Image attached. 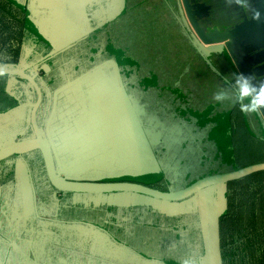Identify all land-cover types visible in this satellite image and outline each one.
<instances>
[{
    "label": "rangeland",
    "instance_id": "obj_1",
    "mask_svg": "<svg viewBox=\"0 0 264 264\" xmlns=\"http://www.w3.org/2000/svg\"><path fill=\"white\" fill-rule=\"evenodd\" d=\"M262 11L264 0H125V11L118 19L88 33L48 66L53 70L61 66L77 69L74 73L79 75L84 71L81 69L92 70L104 59L113 61L141 126L153 144L162 177L157 187L176 192L203 178L236 170L228 123L233 110L242 104L235 95L234 76L238 72L225 50L224 40L207 44L202 37L226 36ZM53 77L58 81L55 86H61L58 74ZM258 77L264 78L262 74ZM99 78L102 82L91 96L86 94V87L96 81L95 78L85 82L84 87L79 84L72 88L74 93L81 88L85 90L80 99L89 107L94 104V95L100 94L102 99L107 97L108 79ZM220 92H224L226 98L217 101L214 96ZM73 111L82 112L80 108ZM175 114L182 117L183 126L181 123V126L173 125ZM243 116L246 130L255 139L264 141L261 115ZM95 123L92 116H76L67 127L71 132L77 130V138L84 137L89 124L95 126ZM29 138L31 136L24 137ZM258 152L252 149L250 155ZM21 154L25 157L21 181L29 182L27 176L31 179L30 184L25 182L28 185V218L34 223V227L29 228V250L34 254L30 253L31 261L46 264H222L216 237L209 236L207 228L205 232L197 228V222L202 223L200 219L197 221L195 214L206 215L204 224L209 227L208 215L214 214L212 220L215 221L216 216L225 211L224 202H214L199 212L176 206L174 214L182 215L163 219L159 215H165L167 206L152 199L131 194L68 193L70 196L54 189L46 175L43 176L47 182L40 184L33 166L34 153ZM5 164L14 166L16 161L10 159ZM16 169L9 168L5 181L13 179L14 175V180L19 181ZM73 169L76 175L89 178L130 177L143 182L150 176V172L140 169L135 160L111 155L103 157L100 164L97 160L87 163L81 160ZM37 190L43 191L48 201L36 205ZM54 194L61 198L56 199ZM225 195L226 192L224 198ZM52 196L54 208H61L60 215L43 211ZM213 197L215 199L216 195ZM69 202L72 208L63 217ZM130 208L133 210H128ZM106 213H110L109 217ZM93 214L94 218L90 219ZM53 215L54 220H47ZM121 215L129 220L123 218L120 222L123 236L119 239L117 231H112L111 227L113 219ZM89 219L91 224L86 221ZM133 241H137L138 246L133 245Z\"/></svg>",
    "mask_w": 264,
    "mask_h": 264
},
{
    "label": "water",
    "instance_id": "obj_2",
    "mask_svg": "<svg viewBox=\"0 0 264 264\" xmlns=\"http://www.w3.org/2000/svg\"><path fill=\"white\" fill-rule=\"evenodd\" d=\"M204 43L209 44L210 42H216L221 39L224 40V47L232 63L234 64L238 74L243 73L246 76L252 75L249 65H255V62L264 61V11L256 14L249 21L242 23L237 26L226 36H214L213 38L202 37ZM231 38V40H230ZM216 40V41H214ZM217 51H221V48H217ZM215 52V51H214ZM256 53L255 58L259 60L248 59L249 54ZM108 67L112 70L113 78L108 80L109 86L106 91L107 97L109 95V102L112 104L111 111L112 117L114 115V124L110 125L107 130L109 134H106V139H109L111 147L108 149L107 146L105 150L101 146H93L87 139L76 137V133L69 134V140L65 143H70L69 145L62 146L64 150L74 152V150L79 148V152L76 157H82L83 162H89L97 160L100 164L101 159L108 155L111 156H121L127 159L135 160L140 169L148 172H158V166L155 163L153 157V149L151 139L146 135L145 131L142 129L141 123L139 121L138 115L136 114L130 98L121 83L119 76V71L116 64L113 61H108L107 63L102 62L100 65H96L90 73L84 78V82L80 85L84 87V83L95 78L96 81L90 83L86 87V94L89 93L90 96L93 94L94 89L99 86L102 82L99 78V71L101 69ZM10 70L2 69L0 70V76H13L26 81L36 92L37 99L33 106L31 112V128L33 131L34 138L22 140L19 142L12 143L11 145L0 149V161L11 155L26 151L28 149H37L41 152L45 169L47 173L48 180L51 185L61 192L67 193H78V194H131L137 195L142 198L152 199L158 201L168 209L164 216H176L180 214H174V209L176 206H186L185 209L200 211L206 206H212L214 202H224V193L226 192V184L238 181L240 179L246 178L250 175L264 172V163H259L251 165L239 170L231 171L228 173H223L219 175H214L210 177L203 178L183 188L182 190L176 192H160L149 187L128 182H110V183H97L105 179V177L89 178L81 175H76V171L73 169L77 164L74 161V157L64 158L62 161H56L55 156L52 153L51 146L42 138L40 131L38 130L36 124V112L41 104V92L37 86L36 81L33 77L25 74L21 70L12 69L13 66H7ZM253 76V75H252ZM253 85H256L255 80L252 81ZM79 98L82 96L79 92ZM102 99L100 94L93 96V101L96 99H101V101L108 100V98ZM80 102L83 100L80 99ZM87 104V103H86ZM86 109V113H82V116H92L95 119L94 110ZM264 113V108L261 109ZM81 113L78 115L80 116ZM261 115V114H260ZM84 116V117H85ZM264 121V115H261ZM183 126L184 124L181 123ZM90 129H94L93 125H90ZM84 144V146H83ZM69 146V149H68ZM119 147V148H118ZM114 148V149H113ZM108 149V150H107ZM95 152L93 156L92 153ZM58 167V170L55 168ZM64 170L61 171V169ZM63 175V177L61 176ZM213 190H217L216 198L209 194ZM198 197L201 198L199 202ZM181 209V208H180ZM177 212V211H175ZM178 213V212H177ZM182 215V214H181ZM199 216L200 222L202 223L199 227L201 232H205V229H209V236L216 237L217 241V220L219 216H216L215 221L212 220L214 214H209L208 218L211 219V224L209 227L205 226L204 218L206 215L197 214ZM221 216V215H220ZM215 231V232H214ZM204 246L206 245L203 242ZM218 245V243H217ZM205 249V248H204Z\"/></svg>",
    "mask_w": 264,
    "mask_h": 264
},
{
    "label": "crops",
    "instance_id": "obj_3",
    "mask_svg": "<svg viewBox=\"0 0 264 264\" xmlns=\"http://www.w3.org/2000/svg\"><path fill=\"white\" fill-rule=\"evenodd\" d=\"M13 3L20 11L24 17L23 32L20 29L19 24H15L13 34V50L11 48L5 49L3 53H0V60H10L15 58L14 48L19 49L18 59L12 67V69L21 70L25 74L33 77L36 82L40 85L43 93L42 102L39 106L37 113V123L40 130L42 138L51 146L52 153L55 156L56 161H62L64 158L76 157L79 148L74 153L64 150L62 146L66 145V141L69 140L71 132L68 129V124L73 118L78 116L73 109L80 108L86 113V109H89L88 104L85 102H80L79 92H72V88L75 85L83 83L87 73L93 70L84 69L79 75L70 76V70L72 68H67L66 77L58 85V81L55 77V73L59 76V71L62 68L53 70L48 66L50 62L56 58V56L67 52L72 48V46L83 39L88 33L102 28L108 25L109 21L112 19H118L125 11V0H9ZM116 17V18H115ZM6 23L4 24V26ZM8 23L6 25L9 26ZM9 39V38H8ZM76 47V45H75ZM13 54V56L11 55ZM17 57V56H16ZM258 58V57H257ZM255 58L256 60H259ZM107 63L108 59H104ZM102 63V62H101ZM262 62H255V66H262L260 68H255L250 70L252 73L256 84L259 81H264V78H259V75L264 76ZM100 64H97V66ZM107 67L101 69L98 76H103L108 80L113 78L112 70ZM251 67L254 65H250ZM249 67V66H248ZM6 65L0 63V70H10L7 69ZM256 71V73H254ZM65 72V71H64ZM5 78H0V94L2 95V100H0V123L4 126L9 124L14 128V132L10 135V139H14L17 136H25L28 132V127L30 123L31 112L35 104V100L29 92V87H27L23 80L11 76H3ZM73 78V79H72ZM259 81H257L258 79ZM73 80V81H72ZM16 85L20 86L24 90L25 100H20L11 94V90ZM85 90L81 88V95ZM8 97L7 103H5V97ZM10 97V100H9ZM14 97V98H13ZM108 100L101 101V99H96L94 102V110H101L103 103H107ZM14 100L15 103L12 102ZM10 101L12 104H10ZM4 106L1 107L3 105ZM92 109V110H93ZM88 115H91L89 111ZM99 115L100 113H97ZM85 116V115H84ZM19 118V120H14ZM94 134V129L90 131ZM80 135L81 142L86 137ZM69 149V146H68ZM42 164L45 168L44 159L40 153ZM77 164V161H75ZM58 170V167L55 165ZM65 167L61 169L64 170ZM63 177V175L61 174ZM211 195H216L217 190L208 192ZM201 200L198 197L197 202ZM163 219H170L171 217H166L164 215H159ZM197 221H199V216L195 214ZM199 229V223L196 224Z\"/></svg>",
    "mask_w": 264,
    "mask_h": 264
},
{
    "label": "trees",
    "instance_id": "obj_4",
    "mask_svg": "<svg viewBox=\"0 0 264 264\" xmlns=\"http://www.w3.org/2000/svg\"><path fill=\"white\" fill-rule=\"evenodd\" d=\"M19 11L9 0H0V53L8 48L13 50L11 39H14L13 34H16L15 24H19L23 32L25 15L23 13L22 16ZM5 23L10 25L6 27ZM14 51H16L14 59L0 60V63L14 66L19 49L14 48ZM4 97L7 103L8 97L6 95ZM2 98L0 94V100ZM1 103L3 107L4 102ZM239 107L233 110L228 123L229 141L232 144L236 170L264 163V141L255 139L246 130L244 116ZM173 118L175 121L173 125L181 126L179 123H182V117L175 114ZM252 149H258L259 152L250 155ZM153 157L158 172H150L148 179L152 180V187H149L166 193L168 192L166 188L157 187L162 177L154 153ZM224 205L225 211L219 216L216 227L222 264H264V172L226 184ZM142 208L146 207H139Z\"/></svg>",
    "mask_w": 264,
    "mask_h": 264
},
{
    "label": "flooded vegetation",
    "instance_id": "obj_5",
    "mask_svg": "<svg viewBox=\"0 0 264 264\" xmlns=\"http://www.w3.org/2000/svg\"><path fill=\"white\" fill-rule=\"evenodd\" d=\"M255 54L256 53H252V54L250 53L249 54L250 59L254 60ZM18 57H19V54H18ZM248 66H249V69L251 71L258 67L255 65L251 67L249 64H248ZM263 66H264V64H263ZM261 67H260V69H261ZM60 68H62V69H60V71H59V77H60L59 82L62 83L66 77L67 68H65L64 66H61ZM81 70H84V69H81ZM263 70H264V67H263ZM74 71H78V70L77 69L70 70V76L73 75ZM254 73H256V71ZM74 75L76 76L77 73ZM0 78H5V77L0 76ZM18 79H20V78H18ZM256 79H258V78H256ZM259 80L260 79H258L257 81H259ZM24 83L27 84L26 85L27 87H29L28 88L29 92H30L31 96L33 97V99L35 100V103H36L37 94H36L35 90L26 81H24ZM37 86L39 87L40 92H41V102H42L43 93H42V90H41L40 85L38 83H37ZM11 91H12L11 94L14 97H16L20 100H25L26 97L24 94V90L20 86L16 85L15 87H13V90H11ZM147 99H148V97H147ZM9 100H10V97H9ZM12 102L15 103L14 100H12ZM12 102L10 101V104H12ZM109 103H110L109 101L107 103H103L102 105L104 108H102L101 110H94L93 109L94 113H95V119H96V123L94 126V134H92L90 132L91 129H90V126H88V128L86 129L87 133H86V137H85V139H87L90 143H92L93 146H101V148H103L104 150H105L104 146H107L108 149L112 148L109 139H106V134H109L107 128L110 125L113 126L114 119H115L114 115H113V117L111 116L112 115V111H111L112 104H110L107 107V105ZM93 108H94V104H93ZM38 110H39V108H38ZM38 110L36 112L37 127H38V123H37ZM96 112L100 113V114L97 115ZM14 120H19V118H16ZM38 130H39V128H38ZM13 132H14V128L10 124L8 126H4L3 123L2 124L0 123V149L9 146L12 143L19 142L22 140H26V139H24L25 136H29V137L31 136V138H29V139L34 138L33 131L31 128V117H30L28 132L25 136H17L14 139L13 138L10 139L9 134H12ZM34 150H37V149H28V150L23 151L21 153L26 154L28 151L34 153L36 158L33 161V166L36 170V175L38 176L37 182H40V184H45V181L47 182V180H48L46 169L44 168V166L42 164V159H41L40 153L36 154L35 153L36 151H34ZM76 150H74V153L76 152ZM21 153L11 155V156L6 157L0 161L1 163H3L5 161V159H7V158H8V160H6V161H9L10 159H15V161H16V164L14 166H8L7 164H5L6 161L3 163L2 166H0V264H46V262H43V261L40 263H37V262H33L30 260L31 259L30 253H32V251L30 252V250H29V228L32 226L34 227V223H33V220L31 221L28 218L29 217V214L27 211L28 204H29L28 185L25 184V182L30 184L31 179H30V176H27L29 178V182L23 181V180L21 181V177L22 178L24 177L23 172L21 170H22L23 164L25 163V157ZM15 155H17V156H15ZM73 159H74V161H77V163H79L81 160H83V158L81 156L80 157H74ZM10 167H14V168L17 167L16 170L18 171L17 174L19 175V181L14 180L15 175L13 176V179H9V181H5L7 178L6 176L8 174V170ZM11 171H12V169H11ZM43 175H46L47 180L45 179V177ZM140 180H142V179H140ZM140 180H138L137 178L121 177L118 179L117 178L116 179L105 178V179H102V180L96 181V182L97 183L128 182V183L140 184V185H143L146 187H149V186L152 187V180L147 178L145 181L143 180V182H139ZM49 183H50V181H49ZM65 194L71 196V194H68V193H65ZM52 195H53V193H52ZM54 195H55L56 199L61 198V197H59V194H54ZM35 197H36V205L39 204L40 201H48V199H45L46 195L44 194L43 191L37 190L35 193ZM53 199H54V197L52 196V200L49 199V201L51 200V202L50 203L47 202L45 204L43 211L56 212V214H58V210H60L61 208H54ZM96 204H98V203H96ZM36 208H37V211L39 212L38 207H36ZM71 208H72V205L69 202V209H64V212H63L64 216L63 217L66 216L65 215L66 213L70 212ZM134 209L136 210L138 208H134ZM84 210H86V209H84ZM116 210L117 209H114L113 211H116ZM128 210H133V209L130 208ZM75 211L76 210H74L73 213H75ZM60 214H61V212L59 211L58 215H60ZM85 214H86V212L84 213V216H85ZM106 214H107V217H109L110 213H106ZM94 216H95V214H93L90 217V219L94 218ZM53 217H54V215L51 216L50 218H47V220L52 221V220H54ZM123 218H126L129 220V218L126 215L117 216V218H115V220L113 219V222H112L113 227H111L112 231L113 230L117 231L116 237H118L119 239H120V236L121 237L123 236V234L121 233L123 230V227L120 225V222L123 220ZM90 219L86 220L88 224H91ZM75 220H78V219H75ZM82 221H85V219L83 220V218H82ZM76 222H78V221H76ZM115 226H118L119 229H115ZM125 230L131 231L132 229L131 228L130 229L125 228ZM39 231H41V230H39ZM136 243H137V241H133V245L138 246V244H136ZM38 253H39V251H38ZM32 256H34L33 253H32ZM48 264H51V263H48Z\"/></svg>",
    "mask_w": 264,
    "mask_h": 264
},
{
    "label": "clouds",
    "instance_id": "obj_6",
    "mask_svg": "<svg viewBox=\"0 0 264 264\" xmlns=\"http://www.w3.org/2000/svg\"><path fill=\"white\" fill-rule=\"evenodd\" d=\"M254 77L243 73L234 76L235 95L238 102H242L239 110L243 114H261L264 108V81H259L256 85L252 84ZM226 98L224 92L217 93L214 99L217 101Z\"/></svg>",
    "mask_w": 264,
    "mask_h": 264
}]
</instances>
